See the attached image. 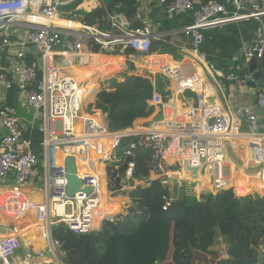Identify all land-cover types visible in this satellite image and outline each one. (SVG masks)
<instances>
[{
	"label": "built area",
	"instance_id": "obj_1",
	"mask_svg": "<svg viewBox=\"0 0 264 264\" xmlns=\"http://www.w3.org/2000/svg\"><path fill=\"white\" fill-rule=\"evenodd\" d=\"M99 8H103L100 0H0V264H13L19 251L23 253L21 264H29L32 258L43 260L47 252L53 256L52 264H63L62 244L53 238V228L64 225L77 235H87L121 213L108 190L106 168L116 162L125 137L136 138L125 151L127 157L140 149L152 151L151 175L155 178L198 183L199 177L207 176L211 189L203 190L204 196L231 190L238 202L255 195L264 197V121L249 107L231 109L209 102L198 73H188L182 64L153 52V43L170 34L162 31L161 23L146 19L143 8L135 16L142 22L137 28L123 14L105 11L101 21L107 23V29L86 20ZM159 11L168 19L193 14V25L181 32L191 36L193 53L222 95L225 84L221 79L237 83L251 81L252 75L226 76L210 65L202 52L205 31L255 23L252 44L241 57L246 67L254 58L264 66V0H160ZM126 53L145 58L154 89L148 104L157 113L144 129L111 132L107 116L96 109V97L111 87L106 84L109 79L132 69L129 57L122 58ZM75 73L84 78L97 75L98 80L83 81ZM158 78L168 84V99L156 92ZM252 89L253 107L264 111V87ZM17 90L33 112L28 125L9 105L10 95ZM238 115L245 116L248 131H241L235 122ZM56 122H61V133L55 131ZM77 126L79 133L74 131ZM38 134L43 138L41 161L34 145ZM240 142L252 157L254 171L238 169L229 180L225 176L229 150ZM59 148L75 149L89 161L97 158L100 167L91 162L89 172L80 175L77 157L71 154L62 164H55L54 151ZM68 157L75 159L82 182V191L73 196L68 195ZM133 167L130 164L127 181ZM188 168L198 169L197 179ZM36 182L41 184V202L29 193ZM133 188L124 183L122 191ZM163 199L162 209L167 211L174 199ZM30 236L40 239L41 249L26 242ZM261 250L264 252V245Z\"/></svg>",
	"mask_w": 264,
	"mask_h": 264
},
{
	"label": "trees",
	"instance_id": "obj_2",
	"mask_svg": "<svg viewBox=\"0 0 264 264\" xmlns=\"http://www.w3.org/2000/svg\"><path fill=\"white\" fill-rule=\"evenodd\" d=\"M100 1L103 8L87 15L89 24L107 29V23L101 21L107 11L110 14H123L133 22L134 28L142 25L135 18L140 9L138 0ZM150 1L153 16L161 15L160 0ZM144 17L147 18L145 14ZM164 18L163 32L193 25L192 13L172 19ZM246 30L247 26L243 24L240 27L228 24L205 31L202 52L206 54L208 63L226 76L237 73L242 64L240 33L245 34ZM169 36L166 37L167 41ZM157 44L159 43L154 42L153 48ZM163 47L162 50L167 48ZM164 88L165 83L158 78L156 92L168 99ZM153 94L154 89L149 79L128 78L123 84H114L99 91L96 109L108 115L111 132H124L132 129L137 120L153 116L155 109L148 104ZM9 105L15 106V102L11 100ZM135 139L125 137L117 149L116 162L106 168L109 192L114 198H129L128 208L113 220L105 221L101 230L87 235H77L64 225L53 228V238L62 244L63 264H163L171 250L172 264H234L228 257L221 259L219 253L211 250L218 238L223 239L228 249L233 247L232 255L236 259L255 262L259 254H262L264 264V252L261 250L264 245V197L255 195L238 202L233 192L227 190L198 199L192 196V182L178 183L165 177L152 179L148 183L149 188L135 186L134 182H147L154 169L150 149L137 150L129 157L125 155L130 142ZM42 140L41 134L35 136L34 145L40 161ZM56 154L57 162L60 156ZM130 164L134 167L132 178L127 181ZM97 167L99 169L100 164ZM166 181L168 183H164ZM124 183H131L135 188L123 192ZM202 184L203 188L199 186L197 189L199 192L210 186L209 178L203 176ZM164 196H173L174 199L167 211L162 209ZM182 197H188V201H179ZM191 199L193 204H190Z\"/></svg>",
	"mask_w": 264,
	"mask_h": 264
},
{
	"label": "crops",
	"instance_id": "obj_3",
	"mask_svg": "<svg viewBox=\"0 0 264 264\" xmlns=\"http://www.w3.org/2000/svg\"><path fill=\"white\" fill-rule=\"evenodd\" d=\"M138 1L140 2V7L145 10L144 14L147 16L146 19H148L151 23L156 22V21H158L161 24L163 23L162 21H164V19H165L163 16H161L159 14H156L155 16H153L154 12L152 13V8L150 6V2H151L150 0H138ZM241 25L242 24H236L237 27H240ZM181 30H174V31H170V32H165L167 34H170L169 41H167L166 40L167 38H165L164 41L157 42L159 44L155 45V47L153 48V52H157L160 54L167 55L172 60V62L182 64V66L185 68V70L188 73H198L203 78L202 79L203 80V83H202L203 89L209 93V96H210L209 102L220 103L224 108L230 107L231 109L238 106V105L249 107L252 111L255 112L259 121H261V122L264 121V111L257 110L252 105V101H253V89L252 88L256 87V85H258V86H260V85L257 82H255L253 79L251 81L246 80L244 82L239 81L237 83L236 82L232 83V82L227 81L226 79H221V81L225 84V93H224V95H222L219 92V90L216 88L215 84L210 80V77L208 76V74L203 70V66L199 63L197 56H195V54L193 53L192 45H191L192 44L191 36L190 35L187 36V35L183 34L181 32ZM253 39H254V35H253V37H248L247 35L242 34V32L240 33V44L239 45H240L241 56H242L243 52L245 51V48H247L248 46H250L252 44ZM161 44H163L167 48L165 50H162V48H164V47ZM125 57L126 58L129 57V60L131 61L132 65H133L132 69L129 72L121 73V75H119L116 78L109 79V81L106 82L107 85L112 86L114 84H118V85L123 84L127 81L128 78H132V77H141L144 79H150V76H149V74L145 68V66H146L145 58H143L142 56L137 55V54L131 55L128 53H126L125 55L122 56V58H125ZM110 59H114V58H110ZM240 59L242 60V64L238 67L236 74H238L240 77L248 76V74H251L249 72V67L244 66V64H243L244 62H243L242 57ZM186 66H188V70H187ZM72 69H75V68H72ZM259 70H261V69L259 68ZM75 75L76 76L79 75L83 81H90L93 77V76L92 77L87 76L86 78H84L85 75H80L79 73L78 74L75 73ZM94 76L95 77H93L94 78L93 81L96 83L98 80V77H97V75H94ZM104 79L105 78H102L101 80L103 81ZM163 82L165 83L166 88H164V90L166 91V89L168 88V84L165 81H163ZM260 87H262V86H260ZM248 92H249V95L247 94ZM11 100H13L15 102V107H13V108L17 114H18V111L16 109L18 107V104L21 106L22 105L26 106L24 104L23 100L21 99V96H20V93L18 90L13 92L10 95L9 102ZM175 104L178 105V102H176ZM156 113H157V111L154 112V114H156ZM149 119H139L135 123L146 124V123H148L146 121H149ZM235 122L240 126L241 131H243V132L248 131V126L246 124L245 116H243V115L236 116ZM133 128H134V125H133ZM132 129H129V130L124 131V132H129ZM78 130H80V128L77 126L74 129V131L76 132ZM54 153H55V151H54ZM54 158H55V162H54L55 164H62L63 163V160H62V162L57 163L55 156H54ZM251 162H252V157H250L248 151L246 150V148L244 146V143L240 142V144L238 146L231 147L229 150L227 166L225 167V169L228 167V172L230 175L227 178L229 180H232L233 174L236 173L238 169L243 170L245 172L246 171H248L250 173L253 172L254 170L252 171ZM79 173L81 175L80 170H79ZM154 178L155 177H153L152 175L150 176V180H152ZM202 178L203 177H199L200 183L198 182V185H196L197 187L200 186L201 189L203 188V184H201ZM195 183H197V182H194L193 184H195ZM36 186H39L41 188V184L36 182V184H33L29 187V191H30L29 193L35 200H37L38 202H41L43 198H42L40 192L42 190L36 189L37 188ZM197 187L194 186V193H196L195 191L197 190ZM210 189H211V185L206 186L203 190H210ZM202 194H203V191H201L195 195L196 196L198 195L197 197L199 198L200 195H202ZM176 196L178 197V195H176ZM117 198H120V197H117ZM129 202L130 201H128V203ZM0 235H3V234L0 232ZM28 238H29V242L27 239H25L27 243L32 245L35 249H41V247H42L41 245L43 243L40 241V239H35L34 236H30ZM222 241H223V239H222ZM226 247H227V245H226ZM171 252L173 253V250ZM171 252L169 253V255H171V258H172ZM22 256H23V253L21 251H19L17 253V255H15V257L13 258V264H21L23 261V260L21 261ZM227 257H228V247H227ZM168 262H169V264H172V259L169 260V258H167L166 262H164L163 264L168 263ZM52 263H53V256L49 252H47L46 257L43 260H40V258H32L30 260L29 264H52Z\"/></svg>",
	"mask_w": 264,
	"mask_h": 264
},
{
	"label": "rangeland",
	"instance_id": "obj_4",
	"mask_svg": "<svg viewBox=\"0 0 264 264\" xmlns=\"http://www.w3.org/2000/svg\"><path fill=\"white\" fill-rule=\"evenodd\" d=\"M242 24L245 25V26H247V30H246L245 35H247L248 37H253L254 32H255V29H256V27H255L256 24L253 23V22H243ZM186 68L188 70V66H186ZM13 107H15V106L13 105ZM16 110L18 111L17 117L19 119L23 120L27 124H29L30 122H32V120H33V112H28V109H27L26 106H24V105L21 106V105L18 104V107H17ZM103 114L106 115V116H108L104 112H103ZM151 118L149 119V121H146V122H151ZM36 124L37 125H40V124H42V121H37ZM139 128H143V129L146 128V124H144V123L143 124L142 123H135L134 124V128L131 131L127 132V133L136 132V130H139ZM55 131L57 133H61V131H62L61 122H56L55 123ZM225 176L226 177H229L230 176L229 175V172H228V167L225 169ZM184 181H186V180H184ZM190 182H192V181H190ZM133 185H135V186L141 185V186H144L146 188H149L148 183H144V182H141V183L140 182H134ZM196 185H198V183L193 184L192 187L193 186L197 187ZM36 187H37L36 189H41L39 186H36ZM129 187L130 188L132 187L131 186V183H129ZM169 192L171 193V191H169ZM195 192L196 193H194V195H192V196L195 197V198H198L197 197L198 195L196 196L195 194L199 193V191L196 190ZM185 196H188V195L186 194ZM188 197H186V198L182 197L181 199H178V200L179 201H182V200L188 201V199H187ZM203 197H204V194L200 195L199 198H203ZM128 201H130V200L127 197L121 196L120 198H116V201L115 202L119 204V206L121 207V212H122V211H125L128 208V206L130 204V202L128 203ZM193 203H194V201H192V199H191L190 200V204H193ZM211 250L213 252L219 253L221 259H226L227 258V247H226V244L223 241H220L219 238L214 242L213 246L211 247ZM171 254H172V252H171ZM167 258H169V260H171V255H169ZM165 264H169V262L168 263H165Z\"/></svg>",
	"mask_w": 264,
	"mask_h": 264
},
{
	"label": "water",
	"instance_id": "obj_5",
	"mask_svg": "<svg viewBox=\"0 0 264 264\" xmlns=\"http://www.w3.org/2000/svg\"><path fill=\"white\" fill-rule=\"evenodd\" d=\"M257 56V54H255ZM259 68L261 70H259ZM249 72L252 74V79L257 82L260 86L264 87V66L262 63H259L256 58H254L249 65ZM159 120H162L163 117L160 115L158 117ZM66 168H67V177H68V195L73 196L77 193H80L82 190V182L81 179L77 175V168H76V161L73 157H68L65 161ZM188 170L192 171L193 176L195 179L198 178V169H191ZM85 193L90 194V190H86ZM233 247L228 249V258L234 264H262L263 263V255L259 254L258 260L255 262L250 261H241L236 259L232 255Z\"/></svg>",
	"mask_w": 264,
	"mask_h": 264
},
{
	"label": "bare ground",
	"instance_id": "obj_6",
	"mask_svg": "<svg viewBox=\"0 0 264 264\" xmlns=\"http://www.w3.org/2000/svg\"><path fill=\"white\" fill-rule=\"evenodd\" d=\"M88 89H91V86L88 88ZM87 96V95H86ZM210 101V99H209ZM215 101V100H214ZM183 103H187V101H183ZM77 133L80 132V130L76 131ZM55 152L60 156V159L61 160H58L57 163H60L62 162V160L64 159V157L67 155V154H71V155H76L77 157V162H78V165H79V170L81 171V175H83L84 173H87L89 172V169L91 168L90 166H92V163L97 166L98 164H100L99 160L97 158H92L91 161L88 160V158L86 159H83L80 157V153L75 150V149H65V148H59L57 150H55ZM79 154V156L77 155ZM92 162V163H91ZM85 164V165H84ZM87 166V167H86ZM182 178H188V175H185V174H182ZM169 180H173V179H169ZM198 181L200 183V179L198 178ZM178 182V181H177ZM164 183H168L167 181L164 182ZM180 183V181L178 182ZM202 184V183H201ZM200 185V184H199ZM198 189V187H197ZM208 191V190H207ZM206 191V192H207Z\"/></svg>",
	"mask_w": 264,
	"mask_h": 264
},
{
	"label": "clouds",
	"instance_id": "obj_7",
	"mask_svg": "<svg viewBox=\"0 0 264 264\" xmlns=\"http://www.w3.org/2000/svg\"><path fill=\"white\" fill-rule=\"evenodd\" d=\"M154 115V114H153Z\"/></svg>",
	"mask_w": 264,
	"mask_h": 264
}]
</instances>
